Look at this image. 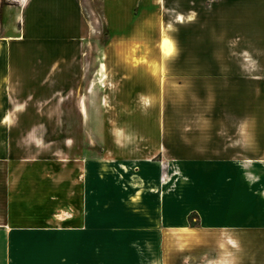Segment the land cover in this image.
Instances as JSON below:
<instances>
[{
  "label": "crops",
  "instance_id": "1",
  "mask_svg": "<svg viewBox=\"0 0 264 264\" xmlns=\"http://www.w3.org/2000/svg\"><path fill=\"white\" fill-rule=\"evenodd\" d=\"M162 1L0 0V264H264V0H179V44L225 46L211 71L240 95L243 116L212 119L206 151L172 148L162 105L115 103L112 118L99 103V136L83 129L79 146L61 128L94 118L65 102L90 92L93 3L104 48L116 39L106 66L133 85L153 77ZM167 61L186 75L181 54Z\"/></svg>",
  "mask_w": 264,
  "mask_h": 264
},
{
  "label": "rangeland",
  "instance_id": "2",
  "mask_svg": "<svg viewBox=\"0 0 264 264\" xmlns=\"http://www.w3.org/2000/svg\"><path fill=\"white\" fill-rule=\"evenodd\" d=\"M171 2L176 4L173 9H170L168 6L164 7L162 1L158 13L159 31L151 37V39L155 40V44L153 45L158 49V55L152 64L153 77L152 79L151 77L147 79L146 77L138 76L133 80V85H131L132 78L126 75L123 78H116L114 72L111 71L112 69L110 70L107 66V68L105 67L107 69L105 71L106 80L104 79L101 83L96 78V71L100 66V61L102 60L106 65L105 60L112 55L111 43L116 39L112 37L107 48H104V45L109 40L110 31L101 28L100 15L97 12L98 6L93 3L92 9L94 12L91 15L90 48L86 50L87 59L89 60L90 76L88 78L91 84L90 92L85 93V95L76 93L66 99L65 102L72 105L73 101L76 102L80 100L79 98L84 99L86 105L90 107L88 112L94 118L90 126L75 125L74 127H61L65 130L64 135L67 133L75 137L76 146L82 143L81 135L83 129L86 130L93 140H96L99 136L100 126L97 119L99 117V103H102L107 108V117L112 118L115 115V109L113 108L115 103H118L121 109L127 113L131 112L135 105H138L143 113L154 117L159 113V105H162V112L165 114L167 122L170 123L172 148L181 139L187 148L205 151L213 143L209 134L212 119L243 116L242 109H237L238 105H240L237 103L240 95H229L226 89V77L220 71H211L212 63H215V66L218 68V65L225 59L226 47L210 45L207 42L211 40L202 39L196 40L198 44L195 45V40L191 39L189 34L185 32L183 33V41L186 44H182L181 46L179 44L178 15L176 13L179 7V0H171ZM139 11L140 7L136 9L135 13L138 14ZM190 15L194 14L191 13ZM163 35L170 40V50L167 53L161 50L160 42L163 39ZM103 54L104 58H101ZM179 54L182 55L184 59L183 64L186 65L185 76L184 74L178 75V63H174L176 64L175 68L173 67V63H170V67L167 61L172 55L177 56ZM140 59L143 60L136 61V67L148 64L143 57ZM88 78H85V81ZM137 78H140L139 82H136ZM147 80L149 83L146 85ZM110 83H113V86H110ZM144 85H146V88H143ZM116 86L118 90L117 94L115 93ZM136 87H139V90L136 94H132ZM140 93H144L150 97V106L145 107L139 102ZM105 95L106 105L103 103ZM228 105L231 109H228ZM75 113L76 117H78L77 110H75ZM111 122L114 123L115 120L111 119ZM115 127L122 126H107L109 130H113ZM66 129L68 130L67 132ZM219 161L225 164L232 161V159L222 158ZM172 162L177 164V160H173Z\"/></svg>",
  "mask_w": 264,
  "mask_h": 264
},
{
  "label": "bare ground",
  "instance_id": "3",
  "mask_svg": "<svg viewBox=\"0 0 264 264\" xmlns=\"http://www.w3.org/2000/svg\"><path fill=\"white\" fill-rule=\"evenodd\" d=\"M160 44H161V50H162V52H165V53L169 52V50H170V40L165 35H163V39L161 40ZM137 48H139V45L136 44V45L133 46V49H135V50H133V49L132 50L133 51H136ZM133 59H135V57ZM131 63L133 64L134 67H136V61H131ZM110 86H113V83H110ZM144 88H146V87L144 86ZM139 102L141 104H143L145 107H148L151 104V99L146 94L140 93L139 94ZM121 129H122V127H115L114 128V130H117L118 132H120Z\"/></svg>",
  "mask_w": 264,
  "mask_h": 264
}]
</instances>
